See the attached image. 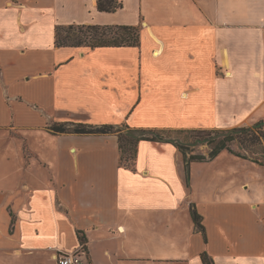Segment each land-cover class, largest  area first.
<instances>
[{
    "label": "crops",
    "instance_id": "obj_1",
    "mask_svg": "<svg viewBox=\"0 0 264 264\" xmlns=\"http://www.w3.org/2000/svg\"><path fill=\"white\" fill-rule=\"evenodd\" d=\"M72 25H141L140 46L57 47ZM262 122L264 0H0V264H57L82 245L87 264H264V150H223L188 177L175 143L143 140L128 165L118 139Z\"/></svg>",
    "mask_w": 264,
    "mask_h": 264
},
{
    "label": "trees",
    "instance_id": "obj_2",
    "mask_svg": "<svg viewBox=\"0 0 264 264\" xmlns=\"http://www.w3.org/2000/svg\"><path fill=\"white\" fill-rule=\"evenodd\" d=\"M123 8V0H98V10L100 12H116ZM141 25L137 26H57L55 30V39L57 47H85L89 49H98L105 47H139L141 39ZM65 32L66 35H63ZM264 122L256 124L254 127L235 128L227 131H153V130H133L129 127L128 132L118 134L119 149L121 152V161L124 164H132L137 156V148L141 141L163 142L170 141L175 143L182 151L186 159V172L189 177V165L196 161H206L215 159L223 150L234 152L232 144L237 141L245 148H260L263 153L264 147ZM54 134H81V135H104L120 132L114 126L104 125L101 127L88 124H65L54 123L49 127ZM227 134L225 139L210 142V153L206 156H197L185 151L184 145H179L174 140H165L164 136L172 134L192 135L202 134L206 141L211 134ZM229 134V136H228ZM185 139H187L185 137ZM187 147L188 143L186 144ZM256 155V152H253ZM125 157V155H127ZM190 154L187 160V155ZM258 159V158H256ZM191 217L199 232H201L207 241L206 229L203 225V219L198 212L191 208ZM203 264H215L207 252L201 255Z\"/></svg>",
    "mask_w": 264,
    "mask_h": 264
},
{
    "label": "rangeland",
    "instance_id": "obj_3",
    "mask_svg": "<svg viewBox=\"0 0 264 264\" xmlns=\"http://www.w3.org/2000/svg\"><path fill=\"white\" fill-rule=\"evenodd\" d=\"M156 5H154V3L152 5L149 6V10L154 12L156 10ZM63 35H66L65 32L63 33ZM229 136V134H228ZM185 137L187 139H185ZM227 137V134H211L209 135L208 138L205 137V139H207L206 141H202L204 140V135L202 134H190V135H176V134H172L170 136H164L165 140H174L176 142L179 143V145H184L185 146V151H187V148L190 150L188 151V153L190 154H194L197 156H204V155H208L210 153V142L212 141H219L222 139H225ZM188 143V146H186V144ZM237 147H240L242 151H246V153H249L251 156L256 157V158H260L262 156V150L260 148H256V147H250L247 148L245 150V148L243 146H241L239 144V142L235 141L232 144V149H237ZM256 152V155L253 153ZM188 154V155H190ZM127 155H125V157H127ZM204 201H208L207 198H204Z\"/></svg>",
    "mask_w": 264,
    "mask_h": 264
},
{
    "label": "built area",
    "instance_id": "obj_4",
    "mask_svg": "<svg viewBox=\"0 0 264 264\" xmlns=\"http://www.w3.org/2000/svg\"><path fill=\"white\" fill-rule=\"evenodd\" d=\"M264 131V127H263ZM85 250V246L82 245L79 250L71 253H64V252H59L55 260L57 264H87L83 259H82V253Z\"/></svg>",
    "mask_w": 264,
    "mask_h": 264
}]
</instances>
